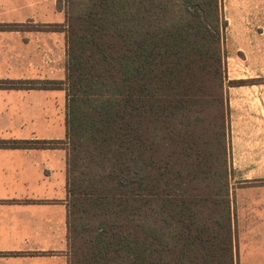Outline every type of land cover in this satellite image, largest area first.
I'll list each match as a JSON object with an SVG mask.
<instances>
[{"label": "trees", "instance_id": "trees-1", "mask_svg": "<svg viewBox=\"0 0 264 264\" xmlns=\"http://www.w3.org/2000/svg\"><path fill=\"white\" fill-rule=\"evenodd\" d=\"M58 6L75 264H238L220 0Z\"/></svg>", "mask_w": 264, "mask_h": 264}, {"label": "crops", "instance_id": "crops-1", "mask_svg": "<svg viewBox=\"0 0 264 264\" xmlns=\"http://www.w3.org/2000/svg\"><path fill=\"white\" fill-rule=\"evenodd\" d=\"M223 2L228 56L264 61L263 0ZM66 20L58 0H0V141L28 142L0 146V264L70 262L67 90L41 86L66 79ZM228 97L239 264H264V84Z\"/></svg>", "mask_w": 264, "mask_h": 264}, {"label": "rangeland", "instance_id": "rangeland-1", "mask_svg": "<svg viewBox=\"0 0 264 264\" xmlns=\"http://www.w3.org/2000/svg\"><path fill=\"white\" fill-rule=\"evenodd\" d=\"M221 3V9L223 12V7H224V2L223 0H220ZM262 4L264 5V0L262 2ZM223 45H224V49H225V56H224V71H225V88L226 91H228L230 85L229 83L233 80H255V83L253 81V83H248V84H264V61L262 62H250V61H244L240 58H236V60L231 59L228 56V46L226 45V40L224 37L223 40ZM256 74H260V77H252V78H248V79H243L242 77L238 78L239 76H250V75H256ZM62 85V83H59ZM231 194V192H230ZM87 216L83 217V219H80L82 222V220H87ZM93 224L95 225L97 220L93 219ZM80 222L78 221V226L77 229L78 231L82 230L80 226ZM93 227V226H92ZM90 227V228H92ZM82 235V234H81ZM77 237V239H76ZM240 241L241 239L239 238V229L237 227V223L236 221H234V243H235V256L237 257V263L239 264V245H240ZM81 244L82 242L80 241V235L79 236H73L72 235V249H71V253H70V261L71 264H75L77 262V259L79 257V253L76 254L77 249L81 248Z\"/></svg>", "mask_w": 264, "mask_h": 264}]
</instances>
